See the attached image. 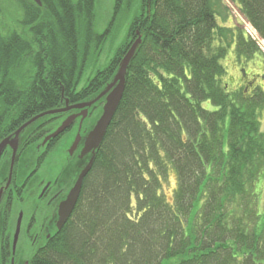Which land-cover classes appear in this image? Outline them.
<instances>
[{
    "label": "trees",
    "instance_id": "16d2710c",
    "mask_svg": "<svg viewBox=\"0 0 264 264\" xmlns=\"http://www.w3.org/2000/svg\"><path fill=\"white\" fill-rule=\"evenodd\" d=\"M17 1L19 30H5L0 7V141L60 108L61 94L70 104L93 98L141 36L73 212L34 264H264V90L252 74L228 91L220 63L231 48L237 61L259 54L226 26L225 2L264 39V0H114L100 34L95 0ZM122 24V42L96 66ZM60 117L23 131L28 158Z\"/></svg>",
    "mask_w": 264,
    "mask_h": 264
},
{
    "label": "flooded vegetation",
    "instance_id": "af4514ba",
    "mask_svg": "<svg viewBox=\"0 0 264 264\" xmlns=\"http://www.w3.org/2000/svg\"><path fill=\"white\" fill-rule=\"evenodd\" d=\"M64 106L62 103L60 108ZM90 111L88 109L83 119L76 117L73 125L67 130L43 144L44 138L67 116L77 115L81 110L73 109L58 114L62 117L52 122L56 126L45 133L39 142L30 145L35 147L32 159L27 157L30 151H23V146H28L24 144L27 140L20 136L10 183L11 151L6 147L1 153L0 264H34L37 259L42 258L47 242L62 230L70 218L73 210L60 230H57L59 204L66 198L79 171L90 158V154L81 159L79 157L84 138L92 127L89 126L92 118ZM55 117L56 115H53L51 118ZM48 119L50 118L46 120ZM77 134L80 136L79 142L72 148Z\"/></svg>",
    "mask_w": 264,
    "mask_h": 264
},
{
    "label": "water",
    "instance_id": "95a60500",
    "mask_svg": "<svg viewBox=\"0 0 264 264\" xmlns=\"http://www.w3.org/2000/svg\"><path fill=\"white\" fill-rule=\"evenodd\" d=\"M32 1L38 6L41 5L40 0H32ZM136 35H137L136 39L131 43L125 54L122 56L112 80L109 83H107L105 87L102 90H100L95 97H93L88 101H83L72 105L69 104L68 99H65L64 100L65 106L63 108L48 110L33 116L32 118L21 124L18 128H16L11 134L4 137L0 141V155L6 147H9L11 151V157L9 162V183H10L12 179L17 151L19 148V138L21 133L25 129H27L29 126H31L39 119H42L44 117L66 113L67 111L73 109H79L82 111L77 115L67 116L55 128L53 132H51L48 136L44 138L42 142L44 144L47 141L54 139L55 137L63 133L66 129H68L74 123L76 117H81V119H83L87 115L89 108H92L94 105L102 101L101 112L98 118L95 120L91 129L86 134L84 138L83 147L81 149L79 156L81 159L87 154H90V158L88 159L87 163L82 167V169L79 171L77 178L72 188L68 192L66 198L59 204L58 220L56 221L57 230H60L62 225L68 219L73 208L75 207L81 191L83 179L90 171L93 165L96 151L99 149L103 141V138L106 134L107 128L110 125L114 117V114L119 106V103L121 101L125 89L128 67L131 61L133 60V58L135 57L138 47L141 44V36L138 31L136 32ZM63 98H64L63 94H61V103L63 101ZM79 139L80 136L79 134H77L72 144V148H75L77 146ZM17 232H18V228L14 235V239H15L14 243L16 242Z\"/></svg>",
    "mask_w": 264,
    "mask_h": 264
},
{
    "label": "rangeland",
    "instance_id": "374dc122",
    "mask_svg": "<svg viewBox=\"0 0 264 264\" xmlns=\"http://www.w3.org/2000/svg\"><path fill=\"white\" fill-rule=\"evenodd\" d=\"M17 2V0H0V7L2 9L1 19L4 28H6L5 30H19L17 26V21L21 18L22 13L19 9V5L17 4ZM225 3L229 11V21L225 23L226 26L231 29L236 28V26H238L237 28L241 29L244 34H247L246 32L249 31V34L247 36H249L250 39L256 43V46H258L259 49V54H256L254 57H252L251 60L241 59V61H237L233 52V48H231L228 51L227 56L220 60V63L225 70V73L222 77V84L226 86L228 91H233L235 89L240 88L245 82L250 80L251 75L254 74L256 77L255 83L253 85L264 90V42L258 38L259 36L256 30L254 28H251L253 26L246 22L245 19L241 16L237 7L233 4H230L229 2ZM113 4L114 0H95L94 31L97 34H100L106 28L112 15ZM237 28L235 29V31L238 30ZM124 34L125 25L122 24L119 26L118 33L116 34V32H113L112 36L108 38V40L100 49L98 53L99 55L96 57V66L101 67L107 63L108 59L111 57L116 47L122 42ZM247 91L251 92V90ZM88 100L90 99H87L86 101ZM202 106L205 109L214 110V107L209 101L202 103ZM90 109L91 108H89V110ZM98 110L99 109L97 108L94 109V111L91 112L90 116L96 115ZM51 117L52 116H48V118ZM43 119L47 118L44 117L39 120ZM260 121L261 130H263L264 132V115L260 118ZM169 181L170 183H166L164 186V193L166 197L170 196L174 187L175 179L172 173L170 174ZM256 187L260 195L259 201L261 200L260 209L264 210V170L262 172V178L259 180V182H257Z\"/></svg>",
    "mask_w": 264,
    "mask_h": 264
},
{
    "label": "built area",
    "instance_id": "2783aa9c",
    "mask_svg": "<svg viewBox=\"0 0 264 264\" xmlns=\"http://www.w3.org/2000/svg\"><path fill=\"white\" fill-rule=\"evenodd\" d=\"M250 26V25H249ZM251 27V26H250ZM252 28V27H251ZM253 30V29H252ZM249 34V31L247 32Z\"/></svg>",
    "mask_w": 264,
    "mask_h": 264
}]
</instances>
